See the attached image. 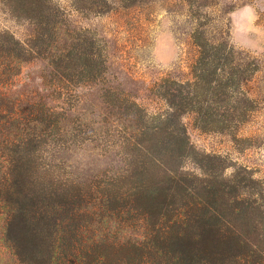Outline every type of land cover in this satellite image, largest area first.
<instances>
[{
  "label": "trees",
  "instance_id": "trees-1",
  "mask_svg": "<svg viewBox=\"0 0 264 264\" xmlns=\"http://www.w3.org/2000/svg\"><path fill=\"white\" fill-rule=\"evenodd\" d=\"M0 5L26 28L0 29V264H264L261 178L198 148L185 121L234 148L249 140L239 133L264 104V56L231 42L235 4ZM160 14L191 56L186 74L143 80L140 96L114 50L144 59ZM32 63L38 85L21 82Z\"/></svg>",
  "mask_w": 264,
  "mask_h": 264
},
{
  "label": "rangeland",
  "instance_id": "rangeland-1",
  "mask_svg": "<svg viewBox=\"0 0 264 264\" xmlns=\"http://www.w3.org/2000/svg\"><path fill=\"white\" fill-rule=\"evenodd\" d=\"M222 2L235 4L227 15L231 42L252 54L264 56V0H222ZM159 17L161 21L152 29L151 41L144 48L146 53L144 59L135 57L133 52L118 53L116 48L114 50L116 55L113 68L118 72L119 79L125 87L133 88L140 96L143 92L141 89L143 80L148 81L167 71L186 74V65L191 56L188 37L177 38L172 32L171 19L165 18L163 14ZM2 28H9L20 37H23L26 31L25 26L11 19L0 5V29ZM38 70L37 63L24 66L21 82L29 81L33 77L30 82L38 85ZM138 88L141 90L138 91ZM149 107H157V104H151ZM185 121L190 139L198 148L228 152L233 159L252 167L256 171L255 175L261 178L264 184V104L258 105V109L240 130L239 135L242 138H249L241 142L240 147L234 148L227 135L204 133L195 128L189 118L186 117ZM246 144L250 145L246 147Z\"/></svg>",
  "mask_w": 264,
  "mask_h": 264
}]
</instances>
